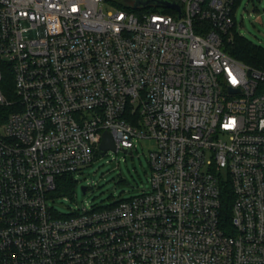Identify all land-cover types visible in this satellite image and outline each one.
Wrapping results in <instances>:
<instances>
[{
  "label": "built area",
  "instance_id": "built-area-1",
  "mask_svg": "<svg viewBox=\"0 0 264 264\" xmlns=\"http://www.w3.org/2000/svg\"><path fill=\"white\" fill-rule=\"evenodd\" d=\"M173 1L0 0V264H264V68L225 49L241 0ZM105 131L157 141L150 188L58 214Z\"/></svg>",
  "mask_w": 264,
  "mask_h": 264
},
{
  "label": "rangeland",
  "instance_id": "rangeland-1",
  "mask_svg": "<svg viewBox=\"0 0 264 264\" xmlns=\"http://www.w3.org/2000/svg\"><path fill=\"white\" fill-rule=\"evenodd\" d=\"M135 1L128 0L131 4ZM235 17L233 34L245 37L264 50V0H241ZM157 148L155 139L144 138L136 141L132 154L123 149L100 154L95 162L75 174L77 187L74 193L63 196L54 192L50 206L58 214L68 216L77 210L107 206L148 190L151 176L149 155ZM226 173L222 170L224 176ZM82 186L87 187L86 192H83Z\"/></svg>",
  "mask_w": 264,
  "mask_h": 264
},
{
  "label": "trees",
  "instance_id": "trees-1",
  "mask_svg": "<svg viewBox=\"0 0 264 264\" xmlns=\"http://www.w3.org/2000/svg\"><path fill=\"white\" fill-rule=\"evenodd\" d=\"M109 5L117 8L134 9L131 5H128V0H104ZM235 27L232 29L234 30ZM226 51L234 58L242 61L243 63L256 68H264V50L261 47L253 45L251 42L239 34H234V39L226 45ZM6 96L10 99L14 98L13 84L6 82ZM12 111L11 106L0 105V126L3 124L9 114ZM100 155V152L96 153V158ZM77 187V180L74 174H65L61 176L57 181V188L55 193L58 195H72ZM128 199V198H127ZM121 199L107 206H96L97 208L113 207L120 202L127 200ZM233 201V195L231 186H227L223 192V219L225 224H229V217L231 216V204Z\"/></svg>",
  "mask_w": 264,
  "mask_h": 264
},
{
  "label": "water",
  "instance_id": "water-1",
  "mask_svg": "<svg viewBox=\"0 0 264 264\" xmlns=\"http://www.w3.org/2000/svg\"><path fill=\"white\" fill-rule=\"evenodd\" d=\"M152 4H155V5H164L166 7H172V8H176L178 9L179 11L181 10V7L180 5H178L176 2H174L173 0H136L135 3H134V8H139V7H147V6H150ZM180 16H181V13H180ZM232 92L236 91V89H231ZM100 154L101 155H104L106 154V152L108 150H118V146L114 140V137L113 135L108 132V131H105L103 133V138H102V141H101V144H100ZM125 152H129L130 154H132L133 152L132 151H128L126 149H123ZM82 190L83 192H86L87 190V187L86 186H82Z\"/></svg>",
  "mask_w": 264,
  "mask_h": 264
}]
</instances>
